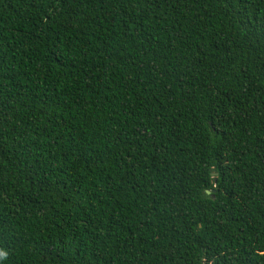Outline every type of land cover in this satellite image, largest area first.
I'll use <instances>...</instances> for the list:
<instances>
[{
    "label": "trees",
    "instance_id": "trees-1",
    "mask_svg": "<svg viewBox=\"0 0 264 264\" xmlns=\"http://www.w3.org/2000/svg\"><path fill=\"white\" fill-rule=\"evenodd\" d=\"M0 264H264V0H0Z\"/></svg>",
    "mask_w": 264,
    "mask_h": 264
}]
</instances>
